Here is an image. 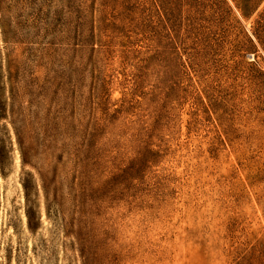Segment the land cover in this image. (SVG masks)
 <instances>
[{
    "label": "rangeland",
    "instance_id": "obj_1",
    "mask_svg": "<svg viewBox=\"0 0 264 264\" xmlns=\"http://www.w3.org/2000/svg\"><path fill=\"white\" fill-rule=\"evenodd\" d=\"M0 264H264V0H0Z\"/></svg>",
    "mask_w": 264,
    "mask_h": 264
}]
</instances>
